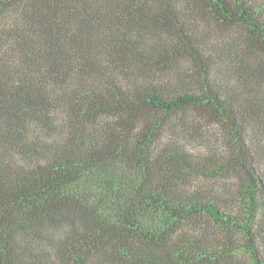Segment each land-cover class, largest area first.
Masks as SVG:
<instances>
[{
	"label": "trees",
	"instance_id": "trees-1",
	"mask_svg": "<svg viewBox=\"0 0 264 264\" xmlns=\"http://www.w3.org/2000/svg\"><path fill=\"white\" fill-rule=\"evenodd\" d=\"M0 264H264V0H0Z\"/></svg>",
	"mask_w": 264,
	"mask_h": 264
},
{
	"label": "rangeland",
	"instance_id": "rangeland-1",
	"mask_svg": "<svg viewBox=\"0 0 264 264\" xmlns=\"http://www.w3.org/2000/svg\"><path fill=\"white\" fill-rule=\"evenodd\" d=\"M211 130H210V134H213L214 132H215V130H212V129H214L213 127H211L210 128ZM188 142V141H187ZM202 141H192V142H189L188 144H189V147L191 148V149H193V150H195V151H201V150H203L204 148L201 146L202 145ZM197 183V182H196ZM206 183V185L208 186V187H211V185H215V183L214 182H210V181H206L205 182Z\"/></svg>",
	"mask_w": 264,
	"mask_h": 264
}]
</instances>
